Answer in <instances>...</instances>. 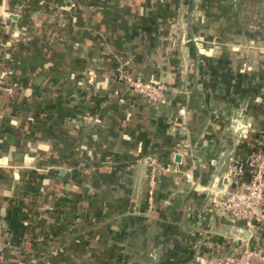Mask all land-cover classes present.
Masks as SVG:
<instances>
[{
    "label": "crops",
    "instance_id": "crops-1",
    "mask_svg": "<svg viewBox=\"0 0 264 264\" xmlns=\"http://www.w3.org/2000/svg\"><path fill=\"white\" fill-rule=\"evenodd\" d=\"M43 1L27 30L0 3V56L13 31L26 36L14 48L21 88L0 91V264H218L245 243L264 253V225L213 207L214 190L249 183L264 144V0ZM123 62L166 87L163 103L116 80ZM149 158L167 167L152 193ZM31 187L40 215L16 254L5 219Z\"/></svg>",
    "mask_w": 264,
    "mask_h": 264
},
{
    "label": "built area",
    "instance_id": "built-area-1",
    "mask_svg": "<svg viewBox=\"0 0 264 264\" xmlns=\"http://www.w3.org/2000/svg\"><path fill=\"white\" fill-rule=\"evenodd\" d=\"M12 16L16 17V21L22 18L23 7L16 5L12 10ZM24 29V28H23ZM23 31L17 29L8 37L7 43L20 44L26 40ZM22 34V36H21ZM1 39V38H0ZM1 49V48H0ZM1 52V51H0ZM0 56V91H12L10 85L11 71L6 67L5 61ZM115 78L119 83L124 84L127 88L135 93L142 95L147 101L157 106L163 103L166 98L167 89L163 84L152 80L145 81L140 77H133L129 71V63L123 62L118 65L115 71ZM148 174L150 177V193L156 175L166 170L156 158H149L147 161ZM249 168L250 181L242 189H233L227 192L214 190L213 207L217 210L225 212L235 221H241L248 229L254 224L264 225V144L260 148L254 150L247 160ZM244 170L237 168L233 174L242 175ZM233 175V176H234ZM264 263V253L262 249L252 248L245 243L237 255L229 256L218 264H257Z\"/></svg>",
    "mask_w": 264,
    "mask_h": 264
},
{
    "label": "trees",
    "instance_id": "trees-1",
    "mask_svg": "<svg viewBox=\"0 0 264 264\" xmlns=\"http://www.w3.org/2000/svg\"><path fill=\"white\" fill-rule=\"evenodd\" d=\"M2 1L3 0H0V3ZM7 5L12 10L16 5H21L23 7L22 18L20 19V21L23 24V28L26 30L28 29L29 20L34 17V12L38 13L39 10L44 9L45 6L43 0H7ZM6 44L8 46L7 42ZM20 46V44L12 45V50L8 51V56L6 60H4L6 67L11 71L10 85L12 86L14 91L21 88L23 81L22 79H24L22 77H19L17 73L18 71L21 72V67L18 63L19 59L16 58L15 49L19 48ZM4 48L6 49L5 46ZM32 176L36 180L42 179V176L38 175L37 173H32ZM32 182H28L29 186L32 184ZM37 195V188L31 187V189L23 196V198L15 199L14 201H12L10 210L6 216L5 220L8 226L9 247L16 254L18 252H21L22 250V245H24L26 240V233L30 230L31 227V220L34 217H38L40 215L35 207H33V203L26 202L28 198H35Z\"/></svg>",
    "mask_w": 264,
    "mask_h": 264
},
{
    "label": "water",
    "instance_id": "water-1",
    "mask_svg": "<svg viewBox=\"0 0 264 264\" xmlns=\"http://www.w3.org/2000/svg\"><path fill=\"white\" fill-rule=\"evenodd\" d=\"M11 18H12L14 21L16 20V17H15V16H12ZM234 186H235V185H234Z\"/></svg>",
    "mask_w": 264,
    "mask_h": 264
}]
</instances>
